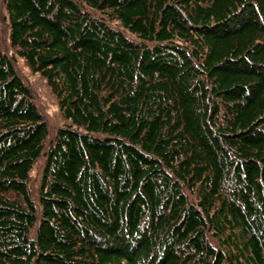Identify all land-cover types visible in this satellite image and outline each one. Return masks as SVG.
<instances>
[{
	"label": "trees",
	"instance_id": "16d2710c",
	"mask_svg": "<svg viewBox=\"0 0 264 264\" xmlns=\"http://www.w3.org/2000/svg\"><path fill=\"white\" fill-rule=\"evenodd\" d=\"M0 264H264V0H0Z\"/></svg>",
	"mask_w": 264,
	"mask_h": 264
},
{
	"label": "rangeland",
	"instance_id": "374dc122",
	"mask_svg": "<svg viewBox=\"0 0 264 264\" xmlns=\"http://www.w3.org/2000/svg\"><path fill=\"white\" fill-rule=\"evenodd\" d=\"M19 70L25 79V82L29 85L34 95V100L39 105L40 109L46 116L52 132L55 131L59 125H63L64 119L58 107L57 99L51 94L46 81L42 79L38 74H35L29 70L23 61H17ZM39 168H35L32 174V188H36L40 181Z\"/></svg>",
	"mask_w": 264,
	"mask_h": 264
}]
</instances>
